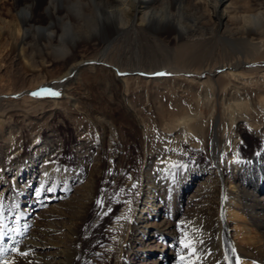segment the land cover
I'll return each mask as SVG.
<instances>
[{"label": "bare ground", "instance_id": "1", "mask_svg": "<svg viewBox=\"0 0 264 264\" xmlns=\"http://www.w3.org/2000/svg\"><path fill=\"white\" fill-rule=\"evenodd\" d=\"M4 1L0 38L14 42L25 73L0 87V196L6 229L20 232L0 241V260L159 264L154 248L178 234L167 212L185 206L179 222L197 264H264V0H90L94 30L66 57L37 26L44 0ZM123 37L134 54L112 50ZM88 46L99 50L77 54ZM57 62L65 68L54 76ZM42 87L62 96L31 95ZM58 115L75 125L86 176L58 158L63 140L49 128ZM123 124L137 139L132 167L119 163ZM183 153L206 160L182 164Z\"/></svg>", "mask_w": 264, "mask_h": 264}, {"label": "rangeland", "instance_id": "2", "mask_svg": "<svg viewBox=\"0 0 264 264\" xmlns=\"http://www.w3.org/2000/svg\"><path fill=\"white\" fill-rule=\"evenodd\" d=\"M63 4H64V0H63ZM158 3L151 5L149 7V9H154L158 7ZM141 7H143L141 5ZM41 8H43V6H41ZM7 11V3L4 0H0V12L1 13H5ZM38 17L36 19H39V22L43 23L44 22V16L41 14V10L40 12L38 11ZM11 17V16H10ZM8 19V18H7ZM11 40H9L7 37H2L0 38V87H7L8 86H14L15 84H18L19 82V76H23L25 73L23 68V65L21 64V62L16 60L15 57V53L13 52V45L14 42H11ZM122 45H121V43ZM133 44V45H132ZM151 44V43H150ZM122 46L124 47V51H127V48H129V51L134 54V52L136 51L135 49V43H132L129 41V39H127V37H123L120 38V41L115 43L114 45H111L112 50L114 51V49H119ZM136 46H140V49L142 50L145 46L147 47H151V45H147L146 42L144 40H142V42H139L138 45ZM97 48V49H96ZM96 49V50H95ZM99 50V46L96 47H91L88 46L85 48H78L77 49V54L80 55H85V56H90L92 55L94 52ZM79 51V52H78ZM81 51V52H80ZM120 55H123L122 53ZM123 57V56H121ZM135 57V56H134ZM133 57V58H134ZM139 58V57H138ZM138 58H134L135 60H137ZM142 60V59H141ZM58 63V64H57ZM54 63L49 70L51 71V73L54 76H57L60 72H63L64 70V64L61 62H57ZM60 92V91H59ZM62 95H60L59 97L56 98H60ZM38 100H47V99H53L52 97H35ZM210 113V111H208L206 113V116H208ZM53 128L54 130H56L57 135L63 140V143L61 144V149H60V154L58 156L59 160L66 163L67 165L73 167L76 166L75 164H77V160H76V155L75 153L78 152L75 149V143L77 142L78 139V134L76 132L75 129V125L73 122L66 120L65 118H63L62 116L58 115L55 118H53L50 122V127L49 128ZM49 128H43L41 131L43 133L49 131ZM51 128V129H52ZM121 132H122V139L121 140V144H122V148H121V157L119 160V163H121V166H135L137 164V152L135 151V147L137 146V139H135V137L131 136V133L129 131V128L127 127V125L123 124L119 126ZM123 141V142H122ZM250 143V142H249ZM252 143V142H251ZM247 145V143H246ZM253 145V144H251ZM30 146V143H26L25 147L22 148L21 152L22 154L27 153L28 152V148ZM180 163L184 164V163H193L198 161L199 159L206 160L204 159L203 156H196L192 153H183L182 156L180 155ZM76 172L82 176H86L87 174V169L85 166L80 165L76 166ZM104 168L105 169H109L111 168V172H113L114 170L117 169L116 164L112 166H109V164H104ZM106 184L102 186V189L105 190L106 188ZM202 200V199H201ZM196 201V200H195ZM141 207L142 205H140V207H138L137 211H136V215H138L141 211ZM195 210V208H194ZM169 218H172V228L175 226L178 231V234L175 236L173 234H171L170 236H166V239L161 240L157 247L154 248V255H159L160 257V262L159 264H177L178 263V259L181 255L184 254V249L182 250V248L179 246V238L181 234L184 233V231L187 228L186 224L180 223L179 220L180 218L185 214V206H183L178 213L174 216V214H170L169 211L167 212ZM90 220L88 219L89 223ZM86 231V229H84ZM83 230V231H84ZM99 230V231H98ZM102 231L103 229H96L93 232V237L92 238H98L101 235V239L102 237ZM142 234V233H141ZM143 235V234H142ZM175 237L174 239L171 237ZM141 237V235H140ZM164 245V246H163ZM124 259H126V257H123Z\"/></svg>", "mask_w": 264, "mask_h": 264}, {"label": "clouds", "instance_id": "3", "mask_svg": "<svg viewBox=\"0 0 264 264\" xmlns=\"http://www.w3.org/2000/svg\"><path fill=\"white\" fill-rule=\"evenodd\" d=\"M48 9H51V19ZM41 14L44 22L37 26L46 29L42 34L43 41L48 44L53 56L70 55L75 43L81 37L87 38L94 30L90 0H64L62 6L56 0H44ZM32 38L38 37L33 33Z\"/></svg>", "mask_w": 264, "mask_h": 264}, {"label": "snow or ice", "instance_id": "4", "mask_svg": "<svg viewBox=\"0 0 264 264\" xmlns=\"http://www.w3.org/2000/svg\"><path fill=\"white\" fill-rule=\"evenodd\" d=\"M155 75H165V73H155ZM31 95L33 97H59L61 95V93L59 91L54 90L53 88L50 87H42L37 91H34L31 93ZM133 188H135V184L132 185ZM48 192H52L53 189L48 188L47 189ZM40 193L37 192L36 195H39ZM5 199L4 196H0V241H2L5 236H8L9 240L12 239V237L9 235V233H16V234H20L19 229L16 227H11V228H7L4 224V209L7 207L6 205H4L2 203V201ZM96 205L103 207L102 201L101 200H96ZM109 211H111V209H109ZM107 214V213H105ZM19 218H17V223H18ZM195 241H193L191 238H189L187 232H185L182 235V238L179 240V246L186 250V255H181L179 257L181 264H197V261L200 260V255H198L199 253V249L196 246ZM12 252L16 253V255L20 258L23 259H27L30 256V252L29 251H23L20 248L17 247H13L11 249ZM233 252L235 250H232ZM224 259L227 261L229 260V256L226 254L224 256ZM0 264H16V261L14 260H0ZM28 264H31V261L28 262ZM230 264H240V257H236L234 261L230 262Z\"/></svg>", "mask_w": 264, "mask_h": 264}]
</instances>
